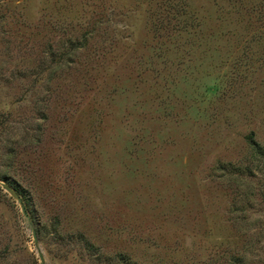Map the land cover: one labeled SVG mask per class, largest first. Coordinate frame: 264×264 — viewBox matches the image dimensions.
<instances>
[{
	"label": "rangeland",
	"instance_id": "obj_1",
	"mask_svg": "<svg viewBox=\"0 0 264 264\" xmlns=\"http://www.w3.org/2000/svg\"><path fill=\"white\" fill-rule=\"evenodd\" d=\"M0 264H264V0H0Z\"/></svg>",
	"mask_w": 264,
	"mask_h": 264
},
{
	"label": "water",
	"instance_id": "obj_2",
	"mask_svg": "<svg viewBox=\"0 0 264 264\" xmlns=\"http://www.w3.org/2000/svg\"><path fill=\"white\" fill-rule=\"evenodd\" d=\"M2 186L3 188L13 197L16 199V201L19 203L20 205V209H21V212L23 213V215L28 218V215H27V212H26V209H25V206L20 198V196L14 191V189L9 186L8 184H3L2 183ZM33 233V239H34V242L37 243V237H36V234H35V231L33 230L32 231ZM39 257H40V261L43 262L44 259H43V256H42V253L39 252Z\"/></svg>",
	"mask_w": 264,
	"mask_h": 264
},
{
	"label": "trees",
	"instance_id": "obj_3",
	"mask_svg": "<svg viewBox=\"0 0 264 264\" xmlns=\"http://www.w3.org/2000/svg\"><path fill=\"white\" fill-rule=\"evenodd\" d=\"M250 138H249V136H248V140H249ZM252 139V142H250V144H252V143H254L253 141H254V138H251ZM121 259V262H124V259L123 258H120Z\"/></svg>",
	"mask_w": 264,
	"mask_h": 264
}]
</instances>
